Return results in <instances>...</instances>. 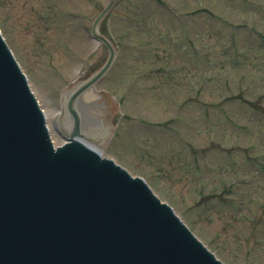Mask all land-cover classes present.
Segmentation results:
<instances>
[{
  "label": "rangeland",
  "instance_id": "obj_1",
  "mask_svg": "<svg viewBox=\"0 0 264 264\" xmlns=\"http://www.w3.org/2000/svg\"><path fill=\"white\" fill-rule=\"evenodd\" d=\"M108 2L0 0L56 146L63 99L107 59L89 29ZM98 31L119 52L81 110L104 122V154L223 262L264 264V0H119Z\"/></svg>",
  "mask_w": 264,
  "mask_h": 264
},
{
  "label": "water",
  "instance_id": "obj_2",
  "mask_svg": "<svg viewBox=\"0 0 264 264\" xmlns=\"http://www.w3.org/2000/svg\"><path fill=\"white\" fill-rule=\"evenodd\" d=\"M117 1L92 26L109 56L69 101L76 118L72 137L80 135L76 100L115 58L98 26ZM41 122L27 80L0 36V264H220L147 187L143 197L129 191L128 202L122 183L105 182L99 156L81 141L55 154Z\"/></svg>",
  "mask_w": 264,
  "mask_h": 264
},
{
  "label": "bare ground",
  "instance_id": "obj_3",
  "mask_svg": "<svg viewBox=\"0 0 264 264\" xmlns=\"http://www.w3.org/2000/svg\"><path fill=\"white\" fill-rule=\"evenodd\" d=\"M96 94L93 91H88L83 96L79 98L80 103L78 104L77 112L79 113V124H80V135H75L72 137L71 130H72V119L69 117L67 110L65 109L64 115L62 116V126L64 129L65 135L68 137L66 141H81L84 145L87 147H90L94 149L96 152H99L101 155H104V149L100 146L99 140L94 135V133L89 132L87 126L91 125L96 133H102L100 136L103 137L106 132L104 131V128H100L99 122L94 120V117L89 116L88 113L83 112L81 109L84 108V106H93L96 102ZM99 124V125H98ZM70 132V133H69ZM98 135V134H97ZM101 139V138H99Z\"/></svg>",
  "mask_w": 264,
  "mask_h": 264
}]
</instances>
